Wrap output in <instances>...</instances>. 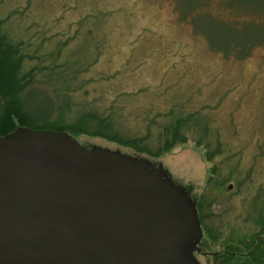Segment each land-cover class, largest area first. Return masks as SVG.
Instances as JSON below:
<instances>
[{
	"label": "rangeland",
	"instance_id": "rangeland-1",
	"mask_svg": "<svg viewBox=\"0 0 264 264\" xmlns=\"http://www.w3.org/2000/svg\"><path fill=\"white\" fill-rule=\"evenodd\" d=\"M11 12L15 34L36 44L46 36L41 54L60 49L58 62L79 65L75 100L112 112L125 132H151L157 147L169 118L150 124L155 115L199 112L185 142L139 157L200 203L202 264H218L227 242L264 229V0H2L0 18ZM78 140L134 153L101 137Z\"/></svg>",
	"mask_w": 264,
	"mask_h": 264
},
{
	"label": "water",
	"instance_id": "water-1",
	"mask_svg": "<svg viewBox=\"0 0 264 264\" xmlns=\"http://www.w3.org/2000/svg\"><path fill=\"white\" fill-rule=\"evenodd\" d=\"M203 236L162 166L67 131L0 134V264H202Z\"/></svg>",
	"mask_w": 264,
	"mask_h": 264
},
{
	"label": "trees",
	"instance_id": "trees-1",
	"mask_svg": "<svg viewBox=\"0 0 264 264\" xmlns=\"http://www.w3.org/2000/svg\"><path fill=\"white\" fill-rule=\"evenodd\" d=\"M14 13L16 12L0 18L2 136L20 126L61 130L71 133L76 138L80 135L101 137L132 150L134 153L131 156L146 155L153 158L171 151L178 143L185 142L186 126L202 124L199 112L184 114L181 108L179 111L172 109L158 113L151 119L150 124L158 123L160 117H167L169 121L160 129L157 147L151 144V132L142 136L125 132L120 128L112 112L82 105L75 100L78 88H81L83 83L80 81L82 72L79 65L72 60L58 62L60 49L50 55L41 54L46 36L36 44L34 40L24 38L22 34H15L11 25ZM48 60H52L53 63L45 65V61ZM28 62H33V66L27 68ZM43 82L53 84V91L34 87L36 83ZM197 204L199 208L200 203ZM199 214L203 224L204 217L200 210ZM209 236L216 237L212 234ZM218 264H264V229L252 236L227 242L225 249L218 252Z\"/></svg>",
	"mask_w": 264,
	"mask_h": 264
},
{
	"label": "flooded vegetation",
	"instance_id": "flooded-vegetation-1",
	"mask_svg": "<svg viewBox=\"0 0 264 264\" xmlns=\"http://www.w3.org/2000/svg\"><path fill=\"white\" fill-rule=\"evenodd\" d=\"M202 226H203V224H202ZM204 228V227H203ZM205 231V230H204Z\"/></svg>",
	"mask_w": 264,
	"mask_h": 264
}]
</instances>
